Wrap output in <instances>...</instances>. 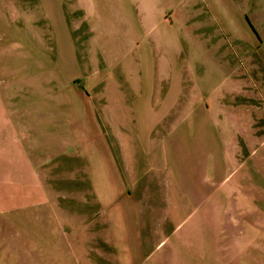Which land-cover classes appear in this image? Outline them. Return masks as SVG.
I'll return each instance as SVG.
<instances>
[{"label": "rangeland", "instance_id": "374dc122", "mask_svg": "<svg viewBox=\"0 0 264 264\" xmlns=\"http://www.w3.org/2000/svg\"><path fill=\"white\" fill-rule=\"evenodd\" d=\"M184 32L153 42L133 0H0L28 169L0 171V264H264V70Z\"/></svg>", "mask_w": 264, "mask_h": 264}, {"label": "crops", "instance_id": "0c3cea01", "mask_svg": "<svg viewBox=\"0 0 264 264\" xmlns=\"http://www.w3.org/2000/svg\"><path fill=\"white\" fill-rule=\"evenodd\" d=\"M133 3L134 28L142 27L147 32H156L153 42H172L180 51V44L186 43L183 38L184 34L187 35L184 32L186 24L193 21L194 33L205 32V42L211 44L203 52H198L200 58L204 57L207 50V55L213 54L217 59L232 57L236 48L239 50L237 55L240 52L241 57L251 64V60H260L252 66L261 72L264 70V0H133ZM63 119L64 123L70 125L71 120ZM69 125L67 128L72 129ZM19 133L6 120V116L0 120V171L6 186L27 185V144ZM65 173V178L74 179L68 175L69 172ZM259 200L264 202V191L261 188Z\"/></svg>", "mask_w": 264, "mask_h": 264}]
</instances>
